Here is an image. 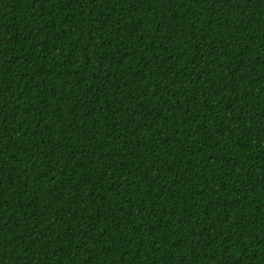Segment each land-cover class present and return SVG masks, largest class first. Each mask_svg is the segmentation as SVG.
I'll use <instances>...</instances> for the list:
<instances>
[{
  "label": "trees",
  "instance_id": "16d2710c",
  "mask_svg": "<svg viewBox=\"0 0 264 264\" xmlns=\"http://www.w3.org/2000/svg\"><path fill=\"white\" fill-rule=\"evenodd\" d=\"M0 264H264V0H0Z\"/></svg>",
  "mask_w": 264,
  "mask_h": 264
}]
</instances>
